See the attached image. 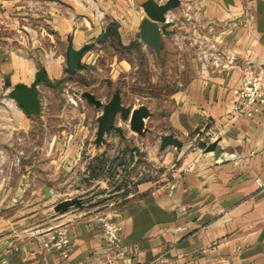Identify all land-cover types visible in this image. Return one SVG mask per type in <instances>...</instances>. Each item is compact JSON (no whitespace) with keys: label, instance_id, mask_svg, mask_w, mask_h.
Returning <instances> with one entry per match:
<instances>
[{"label":"crops","instance_id":"1","mask_svg":"<svg viewBox=\"0 0 264 264\" xmlns=\"http://www.w3.org/2000/svg\"><path fill=\"white\" fill-rule=\"evenodd\" d=\"M143 1L0 0V264H264V104L231 110L242 77L264 80V0H180L159 51L139 38ZM110 23L120 34L85 50L86 66L68 75L69 41L80 47ZM211 41L217 57L202 56ZM38 69L58 84L39 83L41 109L29 114L8 91ZM72 81L105 100L119 90L122 103L146 107L142 135L173 132L181 146L159 142L155 154L136 143L154 172L126 174L131 122L117 117L121 129L97 141L101 109L68 103ZM214 138L218 155L198 146ZM110 182V196L93 187ZM46 185L49 198L82 203L54 215Z\"/></svg>","mask_w":264,"mask_h":264},{"label":"water","instance_id":"2","mask_svg":"<svg viewBox=\"0 0 264 264\" xmlns=\"http://www.w3.org/2000/svg\"><path fill=\"white\" fill-rule=\"evenodd\" d=\"M180 0H144L141 5L144 9L145 15L142 17L139 26V38L145 43L152 46L156 51L160 50L161 37L163 33H170L172 29L169 26L174 22L169 19L167 13L171 8L177 6ZM112 34H120L118 23H110L102 29L90 41L84 43L80 47H74L72 41L66 46L65 57L66 65L65 71L68 75L74 74L78 69L84 68L86 63L82 60V54L85 50L91 48L93 45ZM45 81L48 84L57 85V82H52L42 69H38L30 84L23 81L15 82L8 91V96L14 98L22 106L26 113H39L41 103L39 99V83ZM82 97L100 107L101 112L97 117L96 140H104L105 134L112 128L121 129V126L116 123L117 117L128 119L131 122V127H134L139 132H142V118L147 114L146 107L131 108L130 106L121 102V95L119 90H115L113 94L106 100L97 97L88 89L81 91ZM219 138H214L210 141L206 139H199L198 146L203 151H213L218 155ZM182 140L173 132L164 133L160 139V149L168 145L180 147ZM45 198L51 196L50 187H44ZM82 200L78 197H66L54 204V209L58 211H65L72 205H80Z\"/></svg>","mask_w":264,"mask_h":264},{"label":"rangeland","instance_id":"3","mask_svg":"<svg viewBox=\"0 0 264 264\" xmlns=\"http://www.w3.org/2000/svg\"><path fill=\"white\" fill-rule=\"evenodd\" d=\"M71 85H73V86H75L76 88H78V89H80L81 87H80V84L79 83H77V82H71L70 83ZM65 85H67V84H65ZM64 85V86H65ZM68 87V89H72V87L71 86H65L64 88H63V91H64V89L65 88H67ZM113 91L114 90H112V91H110V96L112 95V93H113ZM149 92H151L152 93V91L150 90ZM153 94V93H152ZM64 95H65V98H66V94H65V91H64ZM66 101L69 103V101L67 100V98H66ZM72 105H74V104H72ZM162 119V118H161ZM160 117L158 116L157 117V119H156V122H155V129H157V128H159V127H162L163 126V123L162 122H160ZM157 126H159V127H157ZM132 132H127V134H128V136L127 137H125L122 141L126 144V145H128V147H130V152H132L133 153V155H134V157L133 158H131L130 160H127L128 159V157L129 156H125L126 158H125V162L127 163V164H129L128 163V161H130L132 164L131 165H128V166H125V169H126V171H125V173L126 174H129L130 176H138L137 174H138V172H146V173H151V172H154V169H153V165H152V162H151V160L150 159H148L147 158V152H145L143 149H141L140 150V148H138V147H135L136 146V143H139V142H141V141H143V143H145V144H148V146H150V144L153 146V150H154V153L156 154L157 152H158V149H157V143H159L160 142V139H161V137H159V135H157V137L155 136V135H153L154 133H150V134H148L147 136L146 135H142V133L141 132H137V130L136 129H134V127H132ZM114 141H120V139L119 138H115V140ZM126 145H123V147H126ZM121 152L119 151V154H120ZM119 159H122V157H119L118 158V160L116 161L117 162V164H115L114 166H115V168H117V169H122V165L120 164V161L121 160H119ZM124 161V160H123ZM144 167V168H143ZM112 170V171H114L112 174H114L115 173V175L116 174H119V176L120 175H122V171H119V170ZM74 170V168L72 167L71 168V170L70 171H73ZM103 173H109L110 174V172H108V171H104ZM118 176V175H117ZM115 177V176H114ZM115 180V182H118L117 181V178H115L114 179ZM122 181V180H121ZM113 184H114V182H110V183H108V186L107 187H109V190H106V188L107 187H101V186H98V185H95V186H93L95 189H96V192L97 193H104V192H109V196L110 195H112L113 193V189H116L117 187L114 185L113 186ZM116 184V183H115ZM104 196H102V197H104L103 199H99V198H97V199H99V200H97V199H94V198H91V196L89 197H86V200L88 201V202H90V205H96V204H98V203H101L103 200H105L106 198L105 197H107V195H105V194H103ZM61 196H64V194H60V195H58L56 198H48V205H50L51 207H50V210H51V212L53 213H55L54 215H56L57 213H59V212H63V211H58V210H55L54 209V204H55V202H57V201H59V200H61V199H63V198H61ZM68 197V196H67ZM72 197H77V196H72ZM64 198H66V197H64ZM71 208H75L76 207V205H72V206H70ZM69 207V208H70ZM68 208V209H69ZM66 211V210H65ZM56 217V216H55ZM29 221H28V224H32L36 219H28Z\"/></svg>","mask_w":264,"mask_h":264},{"label":"built area","instance_id":"4","mask_svg":"<svg viewBox=\"0 0 264 264\" xmlns=\"http://www.w3.org/2000/svg\"><path fill=\"white\" fill-rule=\"evenodd\" d=\"M189 7V5H188ZM189 8H186L188 10ZM191 14L188 11L185 12L184 23L189 20ZM196 18V16H194ZM196 26V24H193ZM197 40H200L199 37ZM200 52L204 57H217V47L215 42H209L207 45L201 44ZM225 59L227 62L233 60L232 54H226ZM72 89L65 88L66 98L71 104H78L79 101L83 99L81 95V89L70 85ZM105 100V99H103ZM264 104V80L259 72H254L252 74L246 75L241 78L239 84L235 90V100L231 106V110L234 113H243L246 115H253L259 111L260 107ZM259 180V179H258Z\"/></svg>","mask_w":264,"mask_h":264}]
</instances>
